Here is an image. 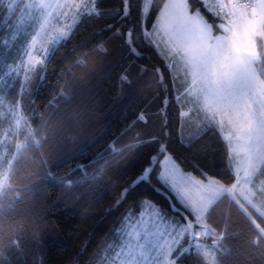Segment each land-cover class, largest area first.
<instances>
[{
	"label": "trees",
	"instance_id": "16d2710c",
	"mask_svg": "<svg viewBox=\"0 0 264 264\" xmlns=\"http://www.w3.org/2000/svg\"><path fill=\"white\" fill-rule=\"evenodd\" d=\"M163 3L154 0L142 21L140 0H129L130 15L124 19L116 14L123 12V0H100L103 18L83 19L29 82L11 81V102L20 105L31 126L45 122L48 141L14 166L13 187L5 199L17 198L16 210L0 223V264H102L123 217L139 213L143 200L183 222L171 208L180 205L158 180L165 153L198 178L203 170L209 176L222 173L217 178L225 185L234 182L228 179L227 147L216 129L181 143V106L171 72L156 48L137 39L142 28L151 29ZM197 9L210 19L200 3L190 0V10ZM128 29H134L135 53L123 38ZM124 76L130 82H123ZM62 91L70 102L59 99ZM137 138L147 143L113 156V146L124 148ZM102 155L113 162L92 182L105 163L99 160ZM149 167L148 179L130 188ZM125 189L130 190L121 200ZM223 208L210 223L230 237L223 250L232 258L224 264H264V247L251 245L255 230L250 221L234 207L225 223ZM236 249H241L239 256Z\"/></svg>",
	"mask_w": 264,
	"mask_h": 264
},
{
	"label": "snow or ice",
	"instance_id": "6c2138e0",
	"mask_svg": "<svg viewBox=\"0 0 264 264\" xmlns=\"http://www.w3.org/2000/svg\"><path fill=\"white\" fill-rule=\"evenodd\" d=\"M6 2L9 14L18 3L24 4L27 20L35 21L38 25L24 50L26 65L33 69L44 63L43 60H36L33 64V49L37 44L47 42L52 45L50 49H43L46 54H50L57 45L71 38L83 19L104 17V13L98 9L100 0H28L26 3L25 0H0V5ZM123 2V12L116 13L121 19L130 15L129 0ZM195 2L200 3L205 12L210 14V19L199 9L190 12V0H164L151 30L142 28L137 39L158 50L167 62V67L176 73L173 75L174 83L178 74L183 73L181 95L195 106L200 123L193 137L188 141L182 139L181 143L190 144L203 133L216 129L227 147L228 179H234L235 182L226 186L217 178L222 173L209 176L200 170L203 178L184 173L172 162L171 156H166L168 167L158 180L180 205L178 208L172 204L171 208L185 222L175 217L168 218L163 209L144 202L136 223H131L132 217L128 214L123 217L122 226L115 230L121 239L108 264H179L187 259L195 261V264H224L232 258L231 252L223 250V241L230 237L218 233L210 223L221 206H224L223 222H230V212L234 207L237 208L254 227L255 239L251 245L264 247V179L260 180L259 185L255 184L256 179L264 177V0ZM153 3L154 0H140L142 21L150 15ZM71 9H75L71 23L57 27L55 36L49 35L48 29L53 26V20L68 17ZM7 19L4 18L5 21ZM24 23L25 18L22 16L12 35L13 40L23 31ZM107 27L110 29L113 25ZM214 30L219 34H214ZM117 35L122 33L118 31ZM133 35L134 29H128L123 38L135 53ZM2 42L7 44V41ZM2 66L3 59L0 57ZM8 67V72L0 74V87L5 82L4 77H10L17 71ZM160 79L162 82L163 77ZM122 81L130 82L127 76L122 77ZM59 99L70 102L71 97L62 91ZM2 100L3 97H0V103ZM191 111L193 109H189ZM14 115L15 126L19 131L22 122L27 123V120L18 109ZM181 115L187 116L188 113ZM139 119H144L143 114ZM47 131L42 120L39 127L27 132L23 143L15 144V152L11 153L10 158L0 153V223L16 210L17 198L5 199L6 193L13 187L14 166L27 153L39 151L47 143ZM3 143L0 141V145ZM144 143L147 142L137 138L135 144L124 148L113 146L111 151L115 156ZM165 150L166 146L161 145L160 152ZM152 159L155 161L157 158ZM99 160H105V163L91 177L92 182L98 180L113 162L103 155ZM99 160L95 163H99ZM152 170L145 169L130 188L147 180ZM129 190L125 189L121 193V200ZM120 202L117 201V204ZM181 209L192 219H188ZM146 218L152 221L151 229L145 224ZM208 240H212V243L208 244ZM108 247L112 248V245ZM235 251L239 256L241 249Z\"/></svg>",
	"mask_w": 264,
	"mask_h": 264
},
{
	"label": "rangeland",
	"instance_id": "374dc122",
	"mask_svg": "<svg viewBox=\"0 0 264 264\" xmlns=\"http://www.w3.org/2000/svg\"><path fill=\"white\" fill-rule=\"evenodd\" d=\"M26 2H28V0H25V3ZM209 3H211V0H209ZM73 12H75V9L69 10V16L66 18L54 19L53 26L48 29L49 35L55 36L56 34L55 29L57 27H63L64 23H71V15L73 14ZM190 12H195V11L190 10ZM22 16L25 18V23L23 25V31H21L17 35L16 39L13 40L12 35L15 33L16 25L20 21ZM5 17L8 18L6 21L4 20ZM37 28H38V25L36 24L35 21L27 20L24 4L18 3L15 6L14 11L11 14H9L7 10V2L3 5H0V57H2L3 59V66L0 67V74L8 72L9 71L8 66H11L17 69V71L13 72L10 77H4L5 82L2 85V87H0V97H3L2 103H0V141L4 142L3 145H0V153H5L7 158H10L11 153L15 152V144L23 143L25 136L27 135V132L29 130L34 131L37 128V127L35 128L31 126L28 122V119L26 118L27 123L22 122V125L19 131H17L16 126H15L14 111L16 109H18L20 113H22V111L20 109V105L18 103H12L11 98H9V95H8L10 91L9 88L11 87V81L13 82V80L17 78L21 80V82L24 85L27 82H29V80L32 78L37 68L42 66V65H36L34 69L32 67H27L26 65L27 56H25L24 54V50L27 48L28 43L31 42L32 35L35 34V30ZM148 30H151V29H148ZM214 34H219V33L214 32ZM2 41H7V44H4ZM51 47L52 45H50L47 42H45L44 44H37L35 49H33V64L35 65L36 60H43L45 63V61L48 59L51 53L46 54L43 51V49H50ZM165 63L167 65L166 61ZM169 70L171 72L172 81H173V75H176V73L173 72L172 69H169ZM26 76L28 77L27 80L25 79ZM182 79H183V73L180 72L177 76L176 82L174 83L173 81V88L175 90V93L177 94V99L181 106V113H184V112L188 113L187 116L181 115V124H180V139L188 141L190 138L193 137V135L197 131V124L200 123V119L197 118L195 106L191 102H189L186 96L181 95V93L183 92V85L181 84L180 81ZM3 88L5 89L3 90ZM189 109H193V111L189 112ZM22 130L24 132V135L20 136V133ZM5 133H7V135H5ZM12 147H13V150H12ZM166 156H171V155L168 153H165V155L163 156L160 162L161 170H160L159 176L161 175V173L165 172L166 167H168V163L165 161ZM172 162H174L182 172L189 173V172L183 171L180 168L177 161L173 157H172ZM261 179H264V177H260L259 179H256L255 184L259 185ZM230 185H226V186H230ZM144 202H150L151 204H153L149 200L141 201L140 203L141 210L139 213L131 214V217H132L131 223L133 224L136 223V219L140 216L142 207L144 206ZM181 212H183V209H181ZM183 214L187 216L188 219H191L190 216L186 212H183ZM184 222L185 221H183L182 223ZM145 224L150 229L153 227L152 221L150 219L146 218ZM120 239L121 237L118 235L117 239L112 240L109 243L112 245V248L108 247L109 244L107 245L103 253L104 259H103L102 264H108V262L111 260L116 248L119 246ZM207 243L211 244L212 240H208Z\"/></svg>",
	"mask_w": 264,
	"mask_h": 264
}]
</instances>
